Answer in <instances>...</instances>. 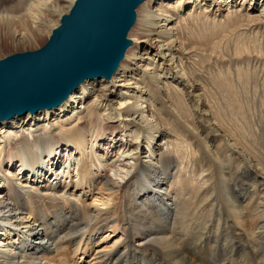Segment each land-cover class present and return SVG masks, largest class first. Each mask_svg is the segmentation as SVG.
Segmentation results:
<instances>
[{"label": "bare ground", "instance_id": "obj_1", "mask_svg": "<svg viewBox=\"0 0 264 264\" xmlns=\"http://www.w3.org/2000/svg\"><path fill=\"white\" fill-rule=\"evenodd\" d=\"M76 1L0 0V49L54 32ZM148 1L136 48L111 78L0 124V264H264V153L211 132L204 77L191 66L225 33L247 41L250 32L256 48L243 40L236 54L259 68L264 88V0ZM185 110L194 126L180 121ZM194 138L201 155L186 162ZM103 141L121 143L116 159L95 155ZM219 190L237 224L217 209ZM106 234L117 240L99 251ZM147 243L152 251L141 250Z\"/></svg>", "mask_w": 264, "mask_h": 264}, {"label": "water", "instance_id": "obj_2", "mask_svg": "<svg viewBox=\"0 0 264 264\" xmlns=\"http://www.w3.org/2000/svg\"><path fill=\"white\" fill-rule=\"evenodd\" d=\"M148 0H77L41 49L0 60V124L60 106L86 80L111 78Z\"/></svg>", "mask_w": 264, "mask_h": 264}, {"label": "rangeland", "instance_id": "obj_3", "mask_svg": "<svg viewBox=\"0 0 264 264\" xmlns=\"http://www.w3.org/2000/svg\"><path fill=\"white\" fill-rule=\"evenodd\" d=\"M148 2L149 1H146L144 4H142L136 10V13L138 16L139 15L141 16L143 14L144 9L149 4ZM22 6H24V5H22ZM65 11H66V14L69 13V11L66 8H65ZM226 15H227V12L224 13V18L219 17L220 20H222V22H223V20L226 19V17H225ZM202 16H201V20H204ZM58 22H59V20H58ZM58 22H57V26H59L61 21L59 23ZM136 22H137V20H136ZM209 23L213 24L212 21L211 22L209 21ZM215 23H217V22H215ZM142 28L144 29L143 25H141L139 23H135V25L129 31L127 38L132 42V45L126 52L127 56L130 54V51L133 50V48L134 49L136 48L135 42L137 41L138 36L142 32ZM46 30L44 32H42L35 40H32L30 42H26V44H24V45H20V46L13 47V48H1L0 49V60H3L9 56L14 55V54L33 52V51H37V50L41 49L44 45L47 44V42L49 41V39L52 35V32H53L52 29H51L52 31L50 29H46ZM23 33H26L27 36L32 34V33H30V31H28V32L25 31ZM238 34H237V32H232V31H230L229 34L225 33L224 36L220 37V39L217 40L219 43V47L217 49H215L209 53L205 52L204 56L200 54L199 58L201 57L200 58L201 60H199V58L198 59L195 58L196 63L194 61H192L191 66H192V69H194L193 71L196 72V75L199 74V76H203L204 80H206V81L202 80V83L204 86V90L202 91V94H203V97L205 98V100L207 101V104H208L207 110H208V112H210L211 122L214 124L213 127H216L214 129H212L211 132L212 133L216 132L214 135H218L219 133H221L223 135H228L231 137V139L235 140V142L237 141V143L240 141L239 140L240 137H242L243 140H245L246 142H247V140H249L248 141L249 145L252 143H256V141H257L258 150H261L264 153V148L259 145V143L264 141V91H263L264 88L257 86L258 82L255 81L256 76L260 73L259 68L257 66H252L253 64L248 62V61L246 63V60L243 61L244 58H241V56H238L236 54L237 47L239 45H242L245 41L244 38H246L243 35L240 36V34L239 35ZM227 36H231V37L228 38ZM231 38H233V39H231ZM238 38H240L239 41H238ZM253 38L254 37H253L252 33L248 32L247 41H245V43L248 46H250V50H254V47H255V44L253 43ZM241 40H242V42H241ZM233 41H234V43H233ZM238 42H239V45L237 46ZM229 47H230V49H229ZM217 50H219V51H217ZM216 51L218 52V54L220 53V56L217 54ZM231 51H233V52L231 53ZM214 53H216L218 56L214 55ZM249 53L250 52L246 53V55H248ZM239 58H240V60H239ZM229 62H230V64H229ZM229 66H230V68H229ZM231 67H232V69H231ZM227 68H229L230 70ZM241 69L242 70L244 69L243 72ZM238 70H240L239 73H238ZM207 72H208V74H207ZM214 73H216V75ZM242 73L247 74L246 75L247 78ZM241 75H242V77H241ZM251 76H252V78H251ZM253 76H254V78H253ZM225 78H227V79H225ZM213 79H214V81H213ZM228 81L231 85V89L229 91L225 88L226 85L228 84ZM233 81H234V83H233ZM250 83H252V84H250ZM211 86H213V87H211ZM247 91L249 92V94H247L248 93ZM256 94H258V95H256ZM246 95H248V96H246ZM177 98H179L180 101H182V102L184 100L181 95L178 96ZM237 100H239V101H237ZM229 101H235L236 102L235 103L236 106L233 107V109H232V107L227 108L229 106ZM167 105H169V104H167ZM179 105H184V104L181 103ZM224 108H225V110H224ZM229 111H231L230 114H229ZM168 116H169L168 121L174 123L176 118L174 116H171V115H168ZM180 117H181V119H183L180 121H185V122L189 123V125L194 126L193 125V123H194L193 115H192L190 110H188V111L185 110L184 112H182V115ZM228 117L230 118V120L232 119L233 122H231L229 119H227ZM213 120H215V121L213 122ZM225 121H226V123H225ZM238 122H240V123H238ZM177 125H178V123L175 124L174 126H177ZM222 128H224V129H222ZM228 128H229V130H228ZM189 141H190V139H189ZM105 143H106V141H103L101 143L102 145L98 146V149H97L98 152L96 151L97 154H95V155L101 159H104V160L116 159L117 153H119L121 143L116 145L115 149H114V147L110 148L108 143H106V144ZM63 144H64V142H63ZM197 145H199V140L196 138H194L192 141L186 143V147H187V151H188V153L186 151V154H188V155L185 156L186 162L193 161V158H195V159L200 158V155H201V153L199 154V152H200L199 147L200 146H197ZM221 145H223V144L220 140L213 147L215 149L216 147H220ZM189 146H190V148H189ZM255 146H256V144H255ZM249 147H251V146H249ZM201 148H202L203 155L204 156L207 155V157H208V153H209L208 150L205 147H201ZM188 158H189V160H188ZM66 160H67V156L61 158L60 161L64 164ZM204 161H206V163H207L208 158H205ZM176 164H178L177 161H175V163L173 165H176ZM12 171L15 174L18 173V169H13ZM220 192H221V190H219L217 209L220 210V209H223L225 207L226 214H227L226 217H227L228 221L234 222L237 224V222H235L234 218L232 217L231 211H230L229 207L227 206L224 197L221 196ZM247 218L248 217H245L244 220H246ZM238 227L240 228L241 226L238 225ZM107 235L108 234L104 235V237H101L99 239L101 241L100 245H98V247H97L99 249V251L108 252L114 247L115 241L117 239L108 237ZM105 237H107V238L105 239ZM59 243H60V246L61 245L64 246V242L61 241ZM151 246H152L151 243H147L141 247V250L142 251H148V252L152 251L153 246L152 247ZM97 248H95V252H96ZM58 254H59L58 251H55L53 253L54 256L58 255ZM97 262H98V260H95V258L94 259L91 258V259H88L86 261V264H97Z\"/></svg>", "mask_w": 264, "mask_h": 264}]
</instances>
